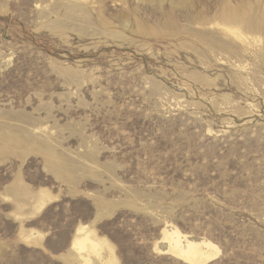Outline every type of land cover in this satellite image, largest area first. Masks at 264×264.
Masks as SVG:
<instances>
[{"label":"rangeland","instance_id":"obj_1","mask_svg":"<svg viewBox=\"0 0 264 264\" xmlns=\"http://www.w3.org/2000/svg\"><path fill=\"white\" fill-rule=\"evenodd\" d=\"M82 224L264 264V0H0V264H79Z\"/></svg>","mask_w":264,"mask_h":264},{"label":"bare ground","instance_id":"obj_2","mask_svg":"<svg viewBox=\"0 0 264 264\" xmlns=\"http://www.w3.org/2000/svg\"><path fill=\"white\" fill-rule=\"evenodd\" d=\"M234 13L238 14L237 12ZM235 14L227 15L226 20L236 19L237 15ZM227 28L236 35L242 36L238 28ZM40 196L39 207L46 203V199H52V195L44 189L41 191ZM162 236V239L168 243L166 252L174 254L188 264H208L221 253L220 247L213 241L205 238L193 239L175 226H165ZM27 238L30 237L27 236ZM35 241L37 242V240ZM71 248L76 251L75 255L77 254L79 264H120L114 244L107 237L98 235L96 229L88 224H82L77 228L76 235L71 242Z\"/></svg>","mask_w":264,"mask_h":264}]
</instances>
